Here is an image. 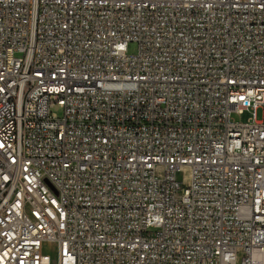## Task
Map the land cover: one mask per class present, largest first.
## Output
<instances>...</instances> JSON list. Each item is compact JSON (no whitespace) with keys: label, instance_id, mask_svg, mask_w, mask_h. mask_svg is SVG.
<instances>
[{"label":"built area","instance_id":"obj_1","mask_svg":"<svg viewBox=\"0 0 264 264\" xmlns=\"http://www.w3.org/2000/svg\"><path fill=\"white\" fill-rule=\"evenodd\" d=\"M0 264H264V0H0Z\"/></svg>","mask_w":264,"mask_h":264},{"label":"rangeland","instance_id":"obj_2","mask_svg":"<svg viewBox=\"0 0 264 264\" xmlns=\"http://www.w3.org/2000/svg\"><path fill=\"white\" fill-rule=\"evenodd\" d=\"M129 51L131 53L136 52L137 51V45L135 43H131L130 48H129ZM54 111L58 115H62V110L60 109V107H56ZM233 116L238 121H247L248 120V117L251 116V113H249L247 111L245 114H242V115L234 114ZM257 118L258 119H262L263 118V110L261 108L257 110ZM178 176H179V179L184 180V178H185L184 177L185 176L184 171H180V173H178Z\"/></svg>","mask_w":264,"mask_h":264}]
</instances>
